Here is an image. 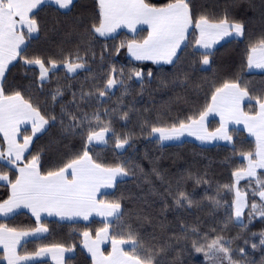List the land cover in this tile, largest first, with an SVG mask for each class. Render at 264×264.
Masks as SVG:
<instances>
[{"label": "trees", "instance_id": "16d2710c", "mask_svg": "<svg viewBox=\"0 0 264 264\" xmlns=\"http://www.w3.org/2000/svg\"><path fill=\"white\" fill-rule=\"evenodd\" d=\"M147 2L161 6L168 0ZM190 8L194 22L200 15L213 21L227 15L229 21L244 25V35L203 52L196 48L197 29L193 28L173 64L155 65L134 61L126 47H118L122 41L145 38L147 30L135 35L121 32L108 39L92 34L91 26L99 22L97 0H76L68 11L45 5L34 13L40 30L34 37L25 32L27 45L23 56L41 58L46 66L49 61L63 66L66 58L75 59L79 54L85 67L73 75L63 67L51 70L45 81L40 80L36 65H26L20 57L9 68L3 82L5 93L18 91L46 118L56 117L35 138L27 159L39 155L42 172L55 170L82 153L90 129L98 130L107 124L111 129L107 143L88 145L89 154L105 166H123L129 174L114 192L102 199L106 203L120 202L119 219L109 225L99 221L43 222L49 234L24 244L21 253L67 245L75 249L67 264H92L81 247L83 233L95 235L107 226L111 236L123 233L126 237L131 230L142 245L138 251L156 254L157 264H227L218 263V259L208 261L203 252L192 247L194 240L204 244L206 239L211 241L217 236L230 242L232 258L238 264H264V245L259 244L264 217L250 221L247 212L244 223L247 227L241 228L234 221V191L224 188L233 185L235 171L245 168L243 156L255 152L256 141L245 130L236 128L230 129L232 145L202 146L189 140L162 144L150 134L154 126L170 127L198 116L211 104L215 88L225 81H239L242 87L246 84L252 95L264 90V72L250 73L247 67L249 48L264 38V0H190ZM205 53H210L208 68H203L200 62ZM113 67L117 69L116 78L123 83L105 90ZM120 70L123 76H119ZM133 70L142 71L143 77L129 79ZM149 71L151 76L147 75ZM100 91H105V95L100 96ZM243 110L255 112L258 106L254 101L251 105L247 102ZM71 116L77 119L73 121ZM72 124L78 126L70 127ZM219 125V121L212 120L209 130ZM117 137L128 138L125 150L118 151ZM260 176L264 177V172ZM8 190V185L0 184V202L8 198ZM181 192L193 201L192 205L183 201L181 206L176 205ZM257 196L250 197V204L259 203ZM0 224L19 230L37 227L26 214ZM252 243L257 247L252 248ZM239 247L245 249L244 254L237 250ZM0 264H5L2 251Z\"/></svg>", "mask_w": 264, "mask_h": 264}, {"label": "snow or ice", "instance_id": "6c2138e0", "mask_svg": "<svg viewBox=\"0 0 264 264\" xmlns=\"http://www.w3.org/2000/svg\"><path fill=\"white\" fill-rule=\"evenodd\" d=\"M55 4L59 9H70L73 0H0V133L7 141V149L0 150V160H6L10 165L18 168V175L15 180H9L7 174L0 172V181H6L11 186V194L7 200L0 202V215L8 216L16 209L24 207L32 211L37 220L40 213L46 212L49 215L55 213L62 218L83 217L88 219L92 212H97L106 217L121 216V204L119 201L106 203L98 200L97 195L101 188L114 187L118 176H126L128 170L123 166L108 167L93 160L89 154L88 145L93 141H103L106 134L111 130L105 124L97 129H90L85 139V147L81 154L74 156L63 166L55 170L42 172L40 170L39 155H33L31 159L19 166L23 160L24 153L28 150L32 142V136L44 129L49 124V120L55 121L56 117L46 118L37 107L25 100L20 92L6 94L3 86L5 73L8 65L17 57H20L26 65H37L39 67V78L44 81L48 73L57 68L55 61H49L46 66L41 58L29 59L23 56L25 49L22 47L26 43L24 29L29 37L32 33L39 32V24L34 12L42 5ZM99 22L91 26L93 35L108 37L115 33L117 29L126 27L132 32H136L138 25H148L150 31L141 40L122 41L119 48H127L128 52L139 61H153L167 64L173 63V58L177 56V51L181 45L187 41L188 30L195 28L199 30V39L195 41L203 49H211L212 46L223 40L225 37L235 34L236 37L244 35V25L240 22L229 21L227 15L219 20H210L206 15H200L195 22L190 8V0H168L167 3L157 6L147 0H98ZM210 53H205L201 59L203 65L210 63ZM83 57L77 54L75 59L66 58L64 65L69 72H76L83 69L85 64L81 61ZM247 67L264 69V38L257 44L251 46L247 55ZM119 76H123V70L119 71ZM148 76L152 73L149 71ZM117 69L110 70L109 77L105 84V90L111 89L118 83ZM135 76L143 77L142 71L133 70L129 79ZM57 94H60L59 92ZM100 96L105 95V91L99 92ZM56 97L53 96V99ZM255 102L258 110L255 112H245L243 110L244 101ZM217 112L221 117V128L209 133L204 127L205 118L211 112ZM71 115V114H69ZM127 113L124 114V118ZM75 121L77 118L71 116ZM95 119L99 121V116ZM243 123L248 132L256 137L255 152L244 154L248 161L246 169H239L233 173L236 184L246 177H257V169H264V90L259 94H250L247 85L243 87L239 81H225L220 87L215 88L211 96V104L206 105L198 116H190L187 122L180 121L170 127H152L150 134H159V139H178L185 132L196 135L200 140L214 139L217 136L221 139L231 140L227 132V123ZM31 122L32 136H23V143H19L17 136L20 135V125ZM78 125L72 124L70 127ZM115 135V133H113ZM128 138L116 139V147L123 148L128 144ZM255 183L258 185L252 191L253 197L259 196L260 203L255 202L250 205L246 201L247 193L243 195L235 185H224L229 191L235 190V213L236 222L241 228H246L243 223V209L249 208V217L260 215L264 217V180L257 177ZM182 201L189 206L193 201L183 192L179 194L175 203L182 205ZM130 228V226H129ZM47 228L41 226L32 232L17 231L7 225L0 224V247L4 249L7 264H26L27 261L36 257L57 253L62 257L65 251L63 246L42 248L35 253L19 255L17 247L23 237L46 232ZM84 246L92 254L94 264H157L156 254L144 250L138 251L142 245L136 235L129 230L125 234L108 235V227L96 233V239H92L90 233H83ZM259 244L264 245V233L260 234ZM111 239L112 250L108 255L100 250V244L105 239ZM239 238V237H237ZM206 239V238H205ZM245 244L248 241H244ZM130 245V250L125 251L122 245ZM192 247L196 252H203L209 260H226L228 264H238L232 258L230 242L223 237L217 236L211 241L200 244L192 242ZM252 248L257 244L252 243ZM241 254L245 253L243 247L237 249ZM162 251V250H161Z\"/></svg>", "mask_w": 264, "mask_h": 264}, {"label": "crops", "instance_id": "0c3cea01", "mask_svg": "<svg viewBox=\"0 0 264 264\" xmlns=\"http://www.w3.org/2000/svg\"><path fill=\"white\" fill-rule=\"evenodd\" d=\"M75 1L76 0H73V3ZM46 5H52V6L56 7V8H58V6H56L55 4H51L50 3V4H46ZM43 6H45V5H42L41 7H43ZM71 7H70V9H71ZM40 8H38L37 10H35L34 13H36ZM70 9H67V10L60 9V10H62V11H68ZM141 30H147V32L149 33L150 27L148 25H145V24L138 25L136 32H132L130 29H128L126 27H121V28L117 29V31L115 33H112L108 37H101L99 35L98 36L101 37V38H103V39H108V38H112V37L117 36L121 32H125V33H128L130 35H135V34L139 33ZM192 30H193V28H190L188 30L187 40H188V37H189V35H190V33H191ZM23 31H24V35H25V32L27 30L24 29ZM230 38H239V37H236L235 34H233L232 36L225 37L223 40H221L218 43L214 44L215 48L217 46H219L221 43L227 41ZM197 39H199V30L198 29H197ZM186 42L184 44H182L181 47H180V49L177 51V56L175 58H173V63L177 60V58H178L181 50L185 46ZM26 45H27V39H26L25 45L22 46V47L25 49L26 48ZM195 45H196V48L198 50L205 52V49L201 48L197 44H195ZM206 50H207L206 52H210L208 49H206ZM127 53H128V56H129L130 59H132L134 61H137V62L151 63V64H155V65H171V64L164 63L163 61H161L160 63H154L153 61H139V60H136L128 52V50H127ZM17 59H18V57L14 61H12V63H10L8 65V69H7L6 73L8 72L9 68L17 61ZM6 73H5V75H6ZM47 127H48V124L45 125V127H44V129L42 131L37 132L35 136H32L31 122H28V123H25V124H21L20 125V135L17 136V140H18L19 143H23V136H32V142L29 145L28 150L24 153L23 160L19 162V166L20 167H23L24 164H26L30 160V159H27V156H28V154H29V152L31 150V147L33 145V142H34L35 138L38 137L39 135H41L44 131H46L47 130ZM6 149H7V141L4 139L3 134L0 133V150H5L6 151ZM3 165L5 166V169L4 168H0V172H2L4 174H7L8 177H9V180H13L14 181L15 178H16V176L18 175V168L16 166H14V165L8 164L6 162V160H0V166L3 167ZM126 178H127V175L126 176H118L116 178L114 187H111V188H101L100 191H99V193H98V195H97V199L98 200H102L106 195L114 192L115 189H116V187H117V185H118V183L124 181ZM0 184H2V185H8L9 186V190H8V198H9V196L11 194V186H10V184H8L6 181H0ZM19 214H26L32 221H34L35 223H37V227L36 228L41 227V226L47 228L46 226L43 225V222H48V221H55V222H59V223H68V224H90V223H92L94 221H99V222H102V223H104L106 225H109V224H111L112 222H114L117 219L116 217H106L104 215H100L97 212H92L89 215V217H88L87 220H85L83 217H80V216H76V217H72V218H68V217L62 218L60 215H57L55 213L49 215L46 212H41L40 213V219L37 220L36 216L33 215L32 211L30 209L21 207V208L16 209L15 212L10 213L8 216L0 215V222L7 221V220H11L14 217L18 216ZM121 214H122V208H121ZM36 228H34L32 230H19V229H16V230L17 231L32 232ZM48 234H49V230L47 228V231L46 232H41V233H37L35 235H29V236L23 237L21 239V241H20V245L17 247V253L19 255L23 256V255H26V254L35 253V252H37L38 250H40L42 248H51V247H54V246H58V245H54V246H49V247H42V248L38 249L35 252H31V253H21L20 250H21V247L24 244L29 243V242H32V241H36V240H39V239H42V238H45ZM108 235H109V237H111L109 227H108ZM90 236H91L92 239H96V234L95 235H92L90 233ZM106 242H108V245H106V247H103ZM59 246H63L65 249H69L70 248L71 251H65L63 253L62 257L60 256L59 253H57L56 256L54 257L53 256V253L49 252L46 255H42V256L36 257V258H34L32 260L27 261L26 264H36V263H41V262H49L50 264H67V259L74 256L75 249L72 248V247H69L67 245L66 246L65 245H59ZM81 247H82L83 251L89 257H91L92 264H94V261H93V258H92V254L84 246V237H83V240H82V243H81ZM123 248L125 250L126 247H123ZM100 250L102 252H104L105 255H108L111 252V250H112V244H111V239L110 238L109 239H105L100 244ZM0 251H2L4 253V257H5V252H4V249L2 247H0ZM4 262H5V264H7V260L5 258H4Z\"/></svg>", "mask_w": 264, "mask_h": 264}, {"label": "rangeland", "instance_id": "374dc122", "mask_svg": "<svg viewBox=\"0 0 264 264\" xmlns=\"http://www.w3.org/2000/svg\"><path fill=\"white\" fill-rule=\"evenodd\" d=\"M36 35H38V33H32L31 34V36L32 37H34V36H36ZM221 41V40H220ZM215 48V46L213 45L212 46V48L211 49H208L209 51H212L213 49ZM207 50L205 49V52H206ZM210 59V58H209ZM209 65H210V63L208 64V65H203L202 64V66H203V68H208L209 67ZM37 66V65H36ZM38 67V66H37ZM60 67H63L66 71H67V69H66V67H65V65H63V66H57V68H55V69H52V70H57V69H59ZM39 68V67H38ZM84 69V68H83ZM80 70H82V69H78L76 72H69V71H67V73L68 74H70V75H73V74H76L77 72H79ZM248 72H250V73H256V72H264V69H259V68H255V67H253V68H248ZM48 75H49V73H48ZM48 78V77H47ZM46 78V79H47ZM45 79V80H46ZM44 80V81H45ZM116 86V85H115ZM115 86L114 87H112L110 90H113L114 88H115ZM247 102H249V101H247V100H245L244 101V103H243V106L242 107H244V105H245V103H247ZM212 120H217V121H219V127L218 128H216V129H214V130H209V124H210V122L212 121ZM221 124H222V121H221V117H220V114L219 113H217V112H211V113H209L208 114V116L205 118V121H204V127L207 129V131L209 132V133H212V132H215L217 129H219V128H221ZM227 132H228V135L229 136H231L230 135V129L231 128H236V129H242V130H245L246 132H247V134H248V136L249 137H251V138H253L255 141H256V137L255 136H253V135H251L249 132H248V130H247V127L243 124V123H239V124H237V123H235L234 121H229L228 123H227ZM108 135H109V132L106 134V136H105V139L107 140V137H108ZM153 137H155V138H158L159 139V134H153ZM160 140V139H159ZM186 140H189V141H193V142H195V143H197V144H199V145H202V146H214V145H216V144H222V145H232V143H233V139H232V137H231V140H227V139H221V138H219V136H217L216 138H214V139H209V140H200V139H198L197 138V136L196 135H192V134H189L188 132H185L183 135H181L178 139H171V140H163V141H161L162 142V144H177V143H181V142H184V141H186ZM106 143L105 142H103V141H93V143H92V145H98V146H102V145H105ZM126 147H127V144L123 147V148H118V151H123V150H125L126 149ZM243 158L245 159V162H246V164H245V168L244 169H246V167H247V163H248V161H247V159H246V156H243ZM261 172H264V169H257V177L258 178H260L261 180H264V177L263 176H260V174H261ZM257 177H246V178H244V179H241L240 181H239V183L238 184H236V178H235V176H234V179H233V185H235V187L236 188H239L240 189V191H241V193H242V195L246 192L247 193V196H246V201H247V203L250 205V197L251 196H253L252 195V191H253V188H257L258 187V185L255 183V181H256V179H257ZM241 183H245V185L242 187L241 186ZM234 191V201H233V208H234V213H235V199H236V196H235V190H233ZM257 199H258V201H259V203H260V198H259V196H257ZM256 203H257V201H256ZM259 203H257V204H259ZM249 211H250V209L249 208H244L243 209V213H244V215L242 216V221H243V223H245L246 221V215H247V212H248V214H249ZM260 217H262V216H260V215H258V214H256V215H253L250 219V221H253V220H256L257 218H260ZM234 221L236 222V220H235V217H234ZM236 223H238V222H236ZM106 245H108V242H106L105 244H104V246L103 247H106ZM122 247H126L125 248V251L127 250V249H130V245H128V244H125V245H122ZM208 261H209V259H207ZM218 261V263L219 262H221L219 259L217 260ZM224 261H226V260H224ZM227 262V261H226ZM227 264H228V262H227Z\"/></svg>", "mask_w": 264, "mask_h": 264}]
</instances>
